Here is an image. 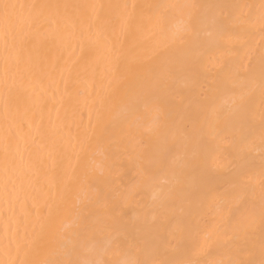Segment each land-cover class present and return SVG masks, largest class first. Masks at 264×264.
<instances>
[{
  "label": "bare ground",
  "instance_id": "bare-ground-1",
  "mask_svg": "<svg viewBox=\"0 0 264 264\" xmlns=\"http://www.w3.org/2000/svg\"><path fill=\"white\" fill-rule=\"evenodd\" d=\"M69 262L264 264V0H0V264Z\"/></svg>",
  "mask_w": 264,
  "mask_h": 264
},
{
  "label": "snow or ice",
  "instance_id": "snow-or-ice-1",
  "mask_svg": "<svg viewBox=\"0 0 264 264\" xmlns=\"http://www.w3.org/2000/svg\"><path fill=\"white\" fill-rule=\"evenodd\" d=\"M7 7V6H6ZM69 264H71V262H69Z\"/></svg>",
  "mask_w": 264,
  "mask_h": 264
}]
</instances>
